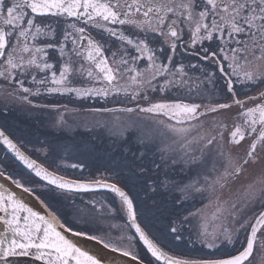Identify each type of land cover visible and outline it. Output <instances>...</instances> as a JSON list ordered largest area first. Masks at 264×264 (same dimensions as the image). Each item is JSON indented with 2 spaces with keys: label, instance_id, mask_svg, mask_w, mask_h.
Segmentation results:
<instances>
[{
  "label": "snow or ice",
  "instance_id": "obj_1",
  "mask_svg": "<svg viewBox=\"0 0 264 264\" xmlns=\"http://www.w3.org/2000/svg\"><path fill=\"white\" fill-rule=\"evenodd\" d=\"M0 91L32 108L49 107L32 100L46 94L123 96L122 107L90 111L147 118L137 135L115 134L111 182L50 170L0 129L23 165L0 160V179L20 190L0 183V264H121L104 250L137 264H253L258 250L264 264V0H0ZM100 190L114 199L77 204ZM197 198L203 208L185 210ZM64 201L85 228L65 222ZM111 213L134 231L110 236L101 221ZM175 242L201 254H173Z\"/></svg>",
  "mask_w": 264,
  "mask_h": 264
},
{
  "label": "trees",
  "instance_id": "obj_2",
  "mask_svg": "<svg viewBox=\"0 0 264 264\" xmlns=\"http://www.w3.org/2000/svg\"><path fill=\"white\" fill-rule=\"evenodd\" d=\"M47 136L46 134H37L35 137L29 139L20 140L16 139L17 142H23L24 148L26 147H39V148H49V153L46 156L41 154L30 155L33 159H36L39 163H43L50 170L56 169L60 174L65 175L68 178L80 179L83 181H89L92 179H97L96 175H102L103 173H108L115 176L111 171L110 165L112 162V157L117 155L118 149L120 148V143L118 140L111 137H107L103 134H97L86 132L82 130H76L74 137L69 135L57 134L56 136ZM55 137V138H54ZM131 137V136H130ZM26 146V147H25ZM28 153V150H24ZM7 155L9 159V164L13 167L19 165L16 161L13 164L14 159L5 152L4 148L0 144V160H3ZM73 163L82 164L83 170L71 168L70 165ZM20 168H22L19 165ZM11 171V168L8 169ZM109 170V171H107ZM19 171V169H17ZM27 174V171L25 170ZM124 183V181H121ZM84 198H96L103 199L106 202H111L114 199L112 194H90V195H77V204ZM69 201H64L63 206L57 205L60 214L63 216L66 223L71 224L73 228H85V223L83 220L76 219L74 216L68 215V205ZM118 207V205H117ZM191 209L192 211L196 209V205H185V210ZM91 211V209H89ZM183 211L181 212V215ZM123 213H114V216L110 215L109 220L113 218L125 225L126 221L123 218ZM104 219V220H103ZM101 222H107V218H103ZM95 228V225H90L89 230ZM120 231V228L118 229ZM128 230V229H127ZM153 236L159 237L161 231H166V221L162 222V218L159 214L152 218V226L150 227ZM132 231V230H128ZM118 235V231L115 232ZM188 230L184 232L185 239H187ZM138 248L142 253V258L148 259L145 249L140 245V243L135 241ZM171 251L173 254H201L200 251L185 248L182 242H175L171 246Z\"/></svg>",
  "mask_w": 264,
  "mask_h": 264
},
{
  "label": "flooded vegetation",
  "instance_id": "obj_3",
  "mask_svg": "<svg viewBox=\"0 0 264 264\" xmlns=\"http://www.w3.org/2000/svg\"><path fill=\"white\" fill-rule=\"evenodd\" d=\"M79 86V85H77ZM99 86V85H97ZM120 101H124V103L118 102L116 98L109 96L107 99H103L100 97H92L88 99H79L75 96H59L56 94L52 95H44L41 97H32V100L35 104H46L49 105L47 108H32L26 104H22L19 101L14 100L13 98L6 97L3 91H0V128L5 130L6 134L13 138L18 146L21 147L22 150H28L29 155L32 154H41V149H46L49 153V148H39V147H26L24 148L23 142H17L16 139L25 140L31 137H35L37 134H46L47 136L57 134L61 135H69L74 137L76 134V123L85 122L88 116L91 115V109L95 108H104V107H113L119 108L124 106L125 98L121 96ZM7 105V106H6ZM67 107V111H65V107ZM127 106L135 107V104H127ZM59 109V113L63 114L64 119L67 121L68 126H62V128H56L54 131L51 130L52 125L57 121V116L59 113L57 112ZM40 111H44L41 113ZM233 112L238 111L237 109H233ZM85 120V121H84ZM229 126L231 127V119L228 120ZM70 124V125H69ZM84 131L90 132V127L86 129L83 127ZM228 133H225V137L227 138ZM55 138V137H54ZM247 144V141L243 142L241 146V154L242 148ZM5 150V149H4ZM7 153V151L5 150ZM259 166H257L258 168ZM207 203V201H202L197 198L195 200H190L187 205H196V211L198 208H203V205ZM209 209V208H208ZM204 209V210H208ZM241 241L244 239V233H241L240 236ZM253 264H261V253L257 250L254 252L253 257L251 258Z\"/></svg>",
  "mask_w": 264,
  "mask_h": 264
},
{
  "label": "rangeland",
  "instance_id": "obj_4",
  "mask_svg": "<svg viewBox=\"0 0 264 264\" xmlns=\"http://www.w3.org/2000/svg\"><path fill=\"white\" fill-rule=\"evenodd\" d=\"M41 113H44V111H40ZM61 113H59L60 115ZM59 115L57 116V121L59 120ZM117 116H119V120H117ZM89 118H82V119H86L85 122H81V123H76V130H84L83 127H86V129H88L90 127V131L93 133H97V134H103L106 135L107 137H111L113 139H116V133L124 131L125 127L128 129V131L126 132V134L128 136H134L137 135L138 132L137 130L140 128H143L144 125L147 123V118L146 117H137V115L135 113L133 114H123V113H117V114H100V113H94L92 112L90 116H88ZM57 121L55 122L54 125H52L51 130L54 131L56 128H62V126H58L57 125ZM70 125V124H69ZM114 125H119V127H116ZM66 127H70L71 125L68 126V124L66 125ZM75 130V131H76ZM165 140V142L167 141V138H163ZM42 156H46L44 151L40 152ZM109 171V170H107ZM97 179L101 178L102 176L106 177L109 182H111L113 179H115V176L110 175L108 173H103L102 175H96ZM90 198H84V201L87 202ZM94 200H103V199H96V198H92ZM97 207H99L97 205ZM90 211V210H89ZM206 213L210 214L212 209L209 208L208 210H204ZM112 215L114 216V213L111 214H105L103 216V218H107ZM104 220V219H103ZM104 229L106 231H108L109 235L112 236L113 238H115L117 235H115V232L118 231V235L122 233V231L124 233H129L130 231H128L126 228H124V224H122L121 222L117 221L116 219H112V220H107V222H101ZM120 228V231L118 230ZM188 231H190V229H187ZM133 251H136L139 253V255L141 257L142 253L140 251V249L138 248L137 244L135 243V241L133 242ZM146 259V258H145Z\"/></svg>",
  "mask_w": 264,
  "mask_h": 264
},
{
  "label": "water",
  "instance_id": "obj_5",
  "mask_svg": "<svg viewBox=\"0 0 264 264\" xmlns=\"http://www.w3.org/2000/svg\"><path fill=\"white\" fill-rule=\"evenodd\" d=\"M1 129V128H0ZM4 149L7 151V153L15 160V158L12 156V154L10 152H8L7 148L2 144L0 143ZM22 150V149H21ZM23 151V150H22ZM26 153V152H25ZM27 154V153H26ZM28 155V154H27ZM18 164H19V161H16ZM39 163V162H38ZM22 168H23V165H20ZM27 171V170H26ZM0 183H6L8 186H10L13 190L17 191L18 193L20 192V190L18 189H15V186L14 185H11V182L8 181V182H5L3 179H0ZM98 193H110V192H106L105 190H100L99 192L97 193H80V194H77V195H88V194H98ZM112 194V193H110ZM114 195V194H112ZM25 199L27 200V202L30 204V206H32L35 210L41 212V214H44L45 213V209L43 208L42 205H40V203L35 199V197H28L26 194H25ZM0 228H2V225H0ZM134 231V230H132ZM70 236V238L74 239V240H82V238H77V237H71V234L69 233L68 234ZM86 247L88 248H93V247H102V246H99V245H96L95 242H84ZM140 244L143 246L142 242H140ZM144 248V246H143ZM105 251V254L111 258L113 256L116 257V259H118L121 264H137L136 261H133L131 260V258L129 257H121L119 256V254H116V253H111L110 251L108 250H104ZM20 259H29V258H20ZM30 264H39L38 261H30Z\"/></svg>",
  "mask_w": 264,
  "mask_h": 264
}]
</instances>
